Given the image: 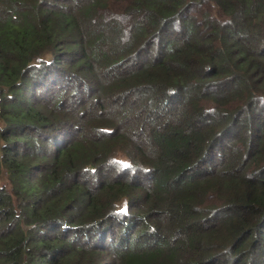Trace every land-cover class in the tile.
Here are the masks:
<instances>
[{
    "label": "trees",
    "instance_id": "obj_1",
    "mask_svg": "<svg viewBox=\"0 0 264 264\" xmlns=\"http://www.w3.org/2000/svg\"><path fill=\"white\" fill-rule=\"evenodd\" d=\"M0 264H264V0H0Z\"/></svg>",
    "mask_w": 264,
    "mask_h": 264
},
{
    "label": "rangeland",
    "instance_id": "obj_2",
    "mask_svg": "<svg viewBox=\"0 0 264 264\" xmlns=\"http://www.w3.org/2000/svg\"><path fill=\"white\" fill-rule=\"evenodd\" d=\"M116 158L120 159L121 163L124 164V166H129V161L127 160V157L123 153L117 154Z\"/></svg>",
    "mask_w": 264,
    "mask_h": 264
}]
</instances>
